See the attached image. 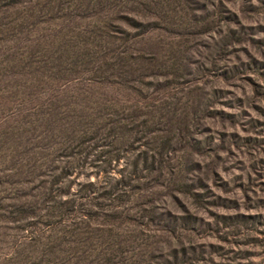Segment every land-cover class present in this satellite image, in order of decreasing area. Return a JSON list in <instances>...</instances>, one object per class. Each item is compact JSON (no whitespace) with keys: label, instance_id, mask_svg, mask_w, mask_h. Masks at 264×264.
<instances>
[{"label":"rangeland","instance_id":"rangeland-1","mask_svg":"<svg viewBox=\"0 0 264 264\" xmlns=\"http://www.w3.org/2000/svg\"><path fill=\"white\" fill-rule=\"evenodd\" d=\"M0 264H264V0H0Z\"/></svg>","mask_w":264,"mask_h":264}]
</instances>
